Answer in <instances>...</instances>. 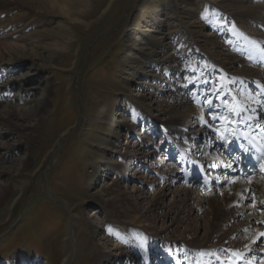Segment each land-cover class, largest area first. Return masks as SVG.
Here are the masks:
<instances>
[{
	"label": "rangeland",
	"instance_id": "374dc122",
	"mask_svg": "<svg viewBox=\"0 0 264 264\" xmlns=\"http://www.w3.org/2000/svg\"><path fill=\"white\" fill-rule=\"evenodd\" d=\"M167 1L6 0L0 6V20L1 13L10 12L17 22L13 30L14 23L0 22V104L18 114L15 125L0 121V264H127L128 252L132 264L202 262L199 250L171 241L181 227L164 228L175 211L171 195L163 201V212L169 211L165 225L151 212V195L168 183L159 176L176 171L173 191L186 184L189 170L178 155L179 141L160 122L171 95L179 94L206 108L209 117L218 82L248 68L227 64L229 73L221 70L222 75L210 67L204 48L225 58L232 53L225 44L231 49L244 43L243 58L264 69V46L241 22L253 12L242 16L237 0H177L174 14ZM254 3L264 0L245 5ZM155 40L192 42L200 49L167 60L166 77L155 64L164 53H149ZM261 83L244 89L264 103V79ZM195 122L189 117V125ZM226 144L219 143L218 155L227 157ZM150 176L156 181L147 187L143 183ZM204 179L196 174L191 186L205 188ZM239 207L245 210L247 202ZM199 215H192L197 238L203 233ZM138 230L146 235L147 263L143 249L137 251L132 240L123 243L122 235ZM120 247L125 252L115 258ZM102 253L111 259L100 262ZM208 257L203 264H221L220 257L229 262L221 247ZM256 263L264 264V256Z\"/></svg>",
	"mask_w": 264,
	"mask_h": 264
},
{
	"label": "bare ground",
	"instance_id": "6f19581e",
	"mask_svg": "<svg viewBox=\"0 0 264 264\" xmlns=\"http://www.w3.org/2000/svg\"><path fill=\"white\" fill-rule=\"evenodd\" d=\"M5 1L0 0L1 7H5ZM176 1H167V6L172 13H176L177 11L172 8L173 4H177ZM247 1L237 0L240 4L239 7H241L239 11H241L242 16L253 12L249 21L245 22L242 20L241 22L252 31L251 34H259L261 36L259 44L264 46V32L258 33L251 26L260 25L264 27V5L262 3H254L249 7L245 5ZM208 8L210 10H207L210 13L214 11L212 7ZM188 12L193 13L194 11L190 9ZM14 18L10 12L1 13L0 22L4 23V25L7 22H11L12 24L16 20ZM16 25L17 22L13 26L10 25V29L13 30ZM178 26H176L178 31H181L183 27L179 29ZM183 32L182 34L184 35ZM18 46L20 45L17 44ZM233 46L230 49L229 46L224 45V47L232 52L225 56V58L213 55L207 52L208 49L204 48L210 60V67L218 73H222V75H224V72L229 73L226 71L227 64L231 65L232 68H234L235 64L248 67L237 69L229 73V78H224L218 82L216 90L214 88V93L218 98L217 104L208 113L209 117H205L208 112L206 108H202L199 104H192L187 98L181 97L179 94L171 95L170 104L167 105V113H165V117L162 119L163 122H160L164 129L169 130V132L171 131L177 142L179 141L176 144L179 151L178 155L189 170L183 177L186 180V184L175 188L173 191L171 190V183L174 181L176 171L170 169L169 174L159 176L161 181L163 179L165 183H168L161 186L159 191L151 195V212L156 214L157 219L162 225H165L169 211L163 212V201L166 195H171L172 202L170 209L174 206L175 211H173L171 225L164 228L166 231L168 229L178 231L177 228L181 227L183 231L179 232L178 235L191 236L192 234L188 240H184L180 236L179 238L172 236L171 239L173 240L171 241H180L182 245L192 248L194 251L199 250L200 254L198 257L202 259V262L199 263V258H197V264L206 263L204 261L205 258H209V254L215 253L217 247L224 249L229 258V262H226L225 258L220 257L218 260L221 261V264H257L256 260L264 256V103L262 100L255 99L252 94H249L244 89L247 83L261 85L264 79V69L263 67L258 69L253 67L250 57L248 59L243 58L247 54V47L244 43L237 44L235 42ZM150 48L149 53L151 54L164 53L165 56L162 59H157L155 64H159L163 68V73L167 77L169 73L167 68H165L167 60L170 58L175 59L177 54H188L192 50L200 49V46L192 42H185L182 45H171L155 40ZM254 60L257 61L258 58L254 57ZM175 62L177 63V61ZM223 88L228 89L229 93L221 91ZM259 88L262 90V87ZM226 95L229 96V101L225 100ZM197 99L200 101L198 97ZM205 101L209 103L208 96ZM0 108L3 111L0 115V121L15 125L13 119L14 117H18V114L15 113V108H11V106L6 104L2 106L0 104ZM189 117H193L196 120L195 126L189 125ZM221 141L229 143L226 144L225 149H238L239 152L236 154L238 158H234L231 152L227 157L218 155L217 149L220 147L219 143ZM125 156L126 154L121 156V159L123 160ZM236 163H238V166ZM253 163L260 166L257 170L258 172L248 175L251 169L250 166ZM234 167H237L236 174L234 173ZM242 167L244 169L243 174L239 170ZM198 173L206 180L205 188L191 186L193 179ZM224 173H228L229 176L224 177ZM150 178L149 181L147 180L143 183L147 187L152 186L156 181V178H152L151 176ZM135 191L139 196H144L141 190ZM103 201L107 202V198H104ZM241 202H247L248 207L245 210L244 207H239ZM250 203L253 204V207L250 206ZM159 210H161L160 213L158 212ZM193 213L200 214V218L197 220L201 222L203 230L201 238H197L198 227L193 226ZM237 220H241L239 225L235 223ZM137 224L138 226H143L144 220L139 219ZM141 231L139 232L138 230L133 236H131L132 234L122 235V238L124 239V244L127 240H132L131 242L137 251L143 249L144 257L146 258L145 262L147 263L148 258L151 256L144 250L146 235ZM154 233L155 235H160L158 230L154 231ZM122 238L119 239L122 241ZM118 251L114 255L115 258H119L125 252L123 247H120ZM193 255L197 257L195 252ZM124 258L127 264H132L135 261L134 256L129 252ZM110 259L108 254L102 253L100 255V262H107ZM171 259L178 260L176 257L175 259L173 257Z\"/></svg>",
	"mask_w": 264,
	"mask_h": 264
}]
</instances>
